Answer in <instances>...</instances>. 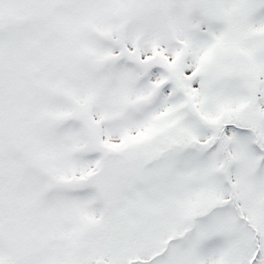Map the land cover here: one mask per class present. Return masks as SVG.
<instances>
[{
  "label": "snow or ice",
  "instance_id": "obj_1",
  "mask_svg": "<svg viewBox=\"0 0 264 264\" xmlns=\"http://www.w3.org/2000/svg\"><path fill=\"white\" fill-rule=\"evenodd\" d=\"M0 264H264V0H0Z\"/></svg>",
  "mask_w": 264,
  "mask_h": 264
}]
</instances>
